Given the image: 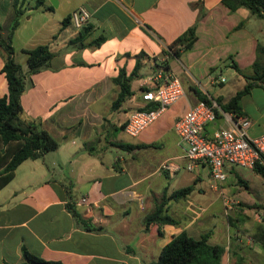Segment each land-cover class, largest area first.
<instances>
[{
  "label": "crops",
  "instance_id": "0c3cea01",
  "mask_svg": "<svg viewBox=\"0 0 264 264\" xmlns=\"http://www.w3.org/2000/svg\"><path fill=\"white\" fill-rule=\"evenodd\" d=\"M12 1L0 0L3 36L14 16ZM52 1L39 7L36 0L23 1L12 44L24 71L22 49L47 44L54 53L49 67L29 76L21 105L59 147L22 161L0 188V264L21 263L23 248L64 264H146L183 231L194 238L208 234L209 243L223 248L220 264H264V246L255 239L264 225V177L225 164L224 180L211 188L210 165L199 161L187 169V144L174 129L198 94L226 102L255 82L252 63L257 44L264 46V19L244 7L230 11L221 0ZM79 6L91 17L76 29L67 18ZM194 24L192 48L168 53L167 46ZM80 32L87 45H70ZM3 64L0 56V96L8 93ZM120 69L132 94L113 110L120 88L113 77ZM166 76L180 79L184 96L137 136L128 135L123 125L129 114L153 105L142 100L143 91ZM239 106L250 120L247 134L264 133V79L241 96ZM218 109L205 125L208 137L230 125ZM165 161L174 169H162ZM188 185V194L165 204L178 223L145 229V215L162 196ZM70 205L96 229L77 222Z\"/></svg>",
  "mask_w": 264,
  "mask_h": 264
},
{
  "label": "trees",
  "instance_id": "16d2710c",
  "mask_svg": "<svg viewBox=\"0 0 264 264\" xmlns=\"http://www.w3.org/2000/svg\"><path fill=\"white\" fill-rule=\"evenodd\" d=\"M23 1H12L14 16L8 26L6 36L2 35V26L0 24V56L4 62L2 72L5 74L8 83V93L0 96V188L13 178L16 167L22 161L40 158L44 153L59 147V141L43 128L41 120L26 116L21 105V95L30 82L29 76L49 67L50 61L54 56L47 44H38L22 49L21 52L25 55L28 66L26 71L23 70L22 63L15 58L12 37L25 10L22 7ZM43 1L36 0L35 7H39ZM221 2L230 11H234L238 7H244L249 10L251 15L264 19V0H221ZM67 19L70 20V15ZM85 34L86 32H80L69 41V44L75 47H84L87 45L83 42ZM196 38V25L194 24L167 46L169 50L167 52L174 56H179L182 51L192 48ZM101 40L103 38H99L91 44L98 45ZM138 66L139 62L137 61L133 74L137 71ZM234 68L241 72L237 64H234ZM252 68V79L255 82H248L226 102H222L220 99L216 100L222 111L233 113L235 116H242L239 99L242 95L248 93L257 81L264 79V46L261 44H257L256 58L252 63ZM247 78L249 77L247 76ZM129 79V77L125 76L124 69H120L118 75L113 77V81L120 87L117 97L111 105L113 110L118 109L123 101L132 94ZM198 95L200 100H204L207 103L211 102L205 95ZM117 145L126 149H134L148 147L152 144ZM252 169L264 177V164H256ZM192 188V185H188L175 190L168 197L163 195L154 208L145 215L143 219L144 228L147 229L151 223H157L159 226L177 224L178 222L167 213L165 208L166 201L183 197ZM69 209L77 222L85 226L87 230L96 229L81 216L74 206L70 205ZM255 239L264 246V226ZM222 252L223 248L221 246L212 245L208 242V234L205 233L199 238H194L183 231L174 236L160 250L156 260L146 264H220ZM22 258L23 261L18 264H64L60 261L43 259L30 253L25 248L22 249Z\"/></svg>",
  "mask_w": 264,
  "mask_h": 264
},
{
  "label": "built area",
  "instance_id": "2783aa9c",
  "mask_svg": "<svg viewBox=\"0 0 264 264\" xmlns=\"http://www.w3.org/2000/svg\"><path fill=\"white\" fill-rule=\"evenodd\" d=\"M91 13L79 6L70 13V21L76 29L87 25ZM220 81H224L220 77ZM184 96V88L176 76H166L160 84L145 89L142 100L153 106L131 112L123 125V130L130 136H137L152 124L163 111ZM218 105L211 101H197L174 122V129L181 140L187 144L185 152L186 167H192L199 161L210 165L211 188L224 180V165L252 169L256 164H264V133L249 136L247 128L250 120L245 116H235L225 112L229 120L228 127L218 128L208 137L204 134L205 125L216 117ZM162 169L173 170L170 162H163ZM86 198H82L84 201Z\"/></svg>",
  "mask_w": 264,
  "mask_h": 264
},
{
  "label": "rangeland",
  "instance_id": "374dc122",
  "mask_svg": "<svg viewBox=\"0 0 264 264\" xmlns=\"http://www.w3.org/2000/svg\"><path fill=\"white\" fill-rule=\"evenodd\" d=\"M33 5V2L30 4V6H32ZM261 21H263V20H261ZM12 42H13V40H12ZM237 170L240 172V171H242V172H244V169H240V168H237ZM246 175L247 176H245V178L247 177V179H251V178H249L250 176H249V173H246ZM232 178H234L233 176H231ZM263 220H264V218H263ZM264 225H262L261 226V228L263 227ZM260 228V229H261Z\"/></svg>",
  "mask_w": 264,
  "mask_h": 264
},
{
  "label": "water",
  "instance_id": "95a60500",
  "mask_svg": "<svg viewBox=\"0 0 264 264\" xmlns=\"http://www.w3.org/2000/svg\"><path fill=\"white\" fill-rule=\"evenodd\" d=\"M51 2L53 3V1L51 0ZM53 4H55V3H53Z\"/></svg>",
  "mask_w": 264,
  "mask_h": 264
}]
</instances>
